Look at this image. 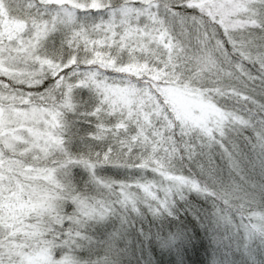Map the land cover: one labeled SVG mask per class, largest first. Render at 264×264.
<instances>
[{
	"label": "rangeland",
	"instance_id": "rangeland-1",
	"mask_svg": "<svg viewBox=\"0 0 264 264\" xmlns=\"http://www.w3.org/2000/svg\"><path fill=\"white\" fill-rule=\"evenodd\" d=\"M182 3L196 8L201 23L211 20L247 50L258 49L252 61L264 73V0H0V264H109L103 262L105 252H113L109 246L111 250L120 246L124 253L131 246L130 233L109 243L112 229L116 234L124 219L142 213L156 218L189 192L216 202L206 227L213 242H226L229 235L224 230H231V242L233 238L240 242L243 251L255 244L264 247L262 206H250L246 220L238 215L235 220L228 210L234 199H212L195 179L146 164L132 170L138 173L135 177L118 179L101 173L112 166H101L98 175V164L70 156L62 141V111L86 97L83 103L94 106L93 117L98 120L109 110L121 111L128 119L138 114L126 75L122 84L105 83L99 75L130 74L134 67L129 62L152 58L154 62H145L143 69L159 73L160 66L175 64L177 75L193 72L199 79L197 84L157 85L170 110L164 115L173 116L177 131L184 137L200 131L207 142L220 141L222 133L236 128L251 130L252 165L264 173V117L234 107V100L243 103L249 92L224 82L231 74L217 69L214 47L204 33L192 34L182 29L179 18L168 15L170 5ZM91 9L99 11L97 19L104 17L101 25H92V16L86 13ZM156 14L166 16L167 29L155 30ZM82 18L87 20L79 23ZM82 43L98 47L97 52L86 50ZM227 57L230 61L228 53ZM69 68L88 73L77 78L60 75V70ZM56 73L59 79L54 83ZM48 78L52 86L43 90ZM248 99L256 101L252 92ZM150 101L152 109L139 119L146 121L144 126L151 124L153 111L161 112L157 100ZM171 122H164L168 130ZM137 128L144 133L142 126ZM223 153L238 170L232 156L225 149ZM75 177L85 178L81 182L87 186L86 196L71 193L68 181ZM183 237V232L175 231L160 244L171 250ZM216 262L221 264L222 257Z\"/></svg>",
	"mask_w": 264,
	"mask_h": 264
},
{
	"label": "trees",
	"instance_id": "trees-1",
	"mask_svg": "<svg viewBox=\"0 0 264 264\" xmlns=\"http://www.w3.org/2000/svg\"><path fill=\"white\" fill-rule=\"evenodd\" d=\"M169 8L171 14L168 15L172 18H179L184 24L182 29L188 30L190 33L196 31L205 34L210 46L214 47L213 56L216 59L217 69L222 72V69H226L231 74V78L229 80L225 78L224 82L234 85L242 92H249L244 95L243 103L234 100V107L242 113H245L243 108L247 112H260L259 116L263 119L264 73L256 66L257 62L252 61V56L254 53H258V49L247 50L243 44L238 42L237 37L227 34L214 23H210L211 20L207 22L202 20L203 23H201L199 20L201 15L198 14L196 8L190 5L182 3L170 5ZM98 12L95 9L86 12L92 16L93 26L98 22H101L100 25L103 23V16L98 19L95 17ZM165 17L161 14H156L154 17L152 25L156 31L166 28ZM84 19L87 20V18L78 19L79 23L84 22ZM170 24H174L173 21ZM192 28L193 30H191ZM259 30L262 31L260 28ZM229 41L233 42L232 45ZM82 45L86 50L97 52L98 47L96 48L94 45L87 46L84 43ZM74 47V50L78 49L77 45ZM234 47L237 49V55H232ZM227 53L231 56L230 61H228ZM245 55L248 57L246 58ZM144 60L140 63L129 62L134 67L130 74H110L104 71L102 72L104 75H99L100 79L104 78L105 83L113 81L121 83V81H125L126 75L127 85L133 90L131 102L138 110V114L130 116L128 119L121 111L112 112L109 110L101 120H98L93 117L94 106L83 103L87 97L74 108L62 111L65 124L61 131V137L70 156L94 161L98 164L96 169L98 175L103 174L118 179L137 176V171L132 170L141 169L144 164H146L144 167L152 166L169 173L195 179L198 186L212 194V199H227V197L234 199L229 203L228 210L233 212L235 220L237 215L246 220L244 213L250 211V206H262L264 209V183H261L260 180L264 173L255 171L252 165L254 143L251 130H242L241 128L229 130L221 134L220 141L215 139L207 141L212 142L211 145L204 140V134L200 131H192L191 135L184 137L177 131V122L173 116L167 118L164 115L166 112L170 113V110L159 94L157 85L162 82L197 84L198 77L193 72L177 75L179 67L175 66L174 61L172 63L174 66L171 68L168 65H163L160 66V69L157 67L159 73H154L141 66L145 65V62L151 64L150 62H154V60L152 58ZM67 70H60V75L71 73L75 74L77 78L88 73L82 69L69 68V71ZM57 75L58 73L54 75V83L59 79ZM44 81L43 90L52 86L48 84L49 78ZM16 88L20 89L21 86L17 85ZM250 92L256 101L250 102L248 99ZM151 97L157 100L161 112L157 115L154 111L152 112L149 127L144 126L146 121H139V119L146 115V110L152 109ZM37 100L39 101L41 98H37ZM166 119L172 121L169 130L164 126ZM116 122H122V124L116 125ZM138 125L142 126L144 133L136 131ZM224 149L232 156L230 158L237 162L238 170H235L236 165L227 163L223 153ZM101 166H104L103 168L112 166V169L103 170L100 169ZM102 170L103 172H101ZM251 176L258 182L252 183ZM84 179L75 177L74 180L68 181L71 193L86 196L88 189H86V185L83 186ZM213 187H215V191ZM185 200L200 209L204 227L197 225L195 231L190 224L185 227L192 216L191 214L185 216L186 205L182 204L184 214L180 216V220L183 221L181 227L184 237L178 241L174 249L169 250L161 246L160 239L165 236L172 237L175 233V223H168V219L174 215L171 208L166 209L162 215L156 218H152L146 213L139 214L137 217H128L120 223L121 229L116 234L112 229L109 243L115 240L120 242L122 236L130 233V248L124 253L120 246L114 250H111L109 248L111 246H109L108 249L113 252L111 255H107L105 252L103 262L109 264H179L182 260L183 264H217L216 261L222 257L221 264H264V247L261 248L255 244L251 247L248 246L243 251L240 242L234 238V241L231 242L230 237L232 238L233 231L231 232L230 229V232L223 229L229 235L226 242H213L206 227L208 225L207 215L213 212L212 209L216 202L212 201L208 195L189 192L178 201ZM66 203L61 202L64 207L68 206ZM219 230L217 229L213 233L217 234ZM261 237L264 242V228ZM100 251L98 249V252L103 254ZM223 251L226 254H223ZM219 252L221 253L219 254Z\"/></svg>",
	"mask_w": 264,
	"mask_h": 264
},
{
	"label": "snow or ice",
	"instance_id": "snow-or-ice-1",
	"mask_svg": "<svg viewBox=\"0 0 264 264\" xmlns=\"http://www.w3.org/2000/svg\"><path fill=\"white\" fill-rule=\"evenodd\" d=\"M186 209H185V216L187 217L189 214H191L192 219L185 224V227H187L189 224L192 226L193 231H195L197 225L200 227H204L203 221L201 220V211L198 207L191 204L190 202H186ZM171 223H176V220H171ZM179 264H183V261L181 260Z\"/></svg>",
	"mask_w": 264,
	"mask_h": 264
},
{
	"label": "clouds",
	"instance_id": "clouds-1",
	"mask_svg": "<svg viewBox=\"0 0 264 264\" xmlns=\"http://www.w3.org/2000/svg\"><path fill=\"white\" fill-rule=\"evenodd\" d=\"M260 180L261 183H264V175H261ZM213 190L215 191V187H213ZM186 202L189 201L188 200L177 201L175 205L171 208V211L172 213H174V215L168 219V223L172 224L171 220H176V223L174 224V228L177 234L183 231V228L181 227L183 221L180 220V216L184 214V210L182 209V204H185Z\"/></svg>",
	"mask_w": 264,
	"mask_h": 264
}]
</instances>
